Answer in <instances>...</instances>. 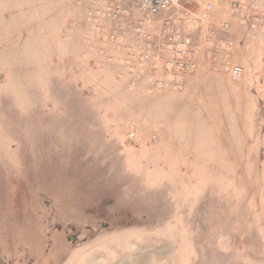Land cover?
Returning a JSON list of instances; mask_svg holds the SVG:
<instances>
[{"label":"rangeland","instance_id":"1","mask_svg":"<svg viewBox=\"0 0 264 264\" xmlns=\"http://www.w3.org/2000/svg\"><path fill=\"white\" fill-rule=\"evenodd\" d=\"M110 2L0 0L3 253L264 264V0L186 1L212 5L199 75L166 90L134 83Z\"/></svg>","mask_w":264,"mask_h":264},{"label":"built area","instance_id":"2","mask_svg":"<svg viewBox=\"0 0 264 264\" xmlns=\"http://www.w3.org/2000/svg\"><path fill=\"white\" fill-rule=\"evenodd\" d=\"M110 1L106 15L133 35L134 51L128 46L125 52L127 60L140 66L134 73V83L145 80L154 88L181 89L182 79L199 67L202 51L193 30L210 21L212 5L206 4L195 14L185 4L189 0ZM116 34L111 37L113 40H118ZM242 75L240 67H232L234 80Z\"/></svg>","mask_w":264,"mask_h":264},{"label":"flooded vegetation","instance_id":"3","mask_svg":"<svg viewBox=\"0 0 264 264\" xmlns=\"http://www.w3.org/2000/svg\"><path fill=\"white\" fill-rule=\"evenodd\" d=\"M69 228H71V227L69 226ZM71 230L72 231H75V229H71ZM78 237H79V233L74 234L72 236V242L73 243H76L77 240H78ZM0 242H2V241H0ZM1 248H2V246H1V243H0V264H19V263H21L18 259H16L17 255L19 253V251H17L18 249H16V251L15 250H13V251H6V253H3V251H2ZM48 253H47V256L49 257V254ZM5 254H6V256H5ZM34 254H35V250L30 249V248L24 253L23 258L25 260H27L26 261V264H35V260L32 258L34 256ZM26 257H29V258L26 259ZM41 260H37V261H39V263L36 262V264H46L47 262H48L47 264H52L51 259L48 260L46 258V256H45V258L42 261Z\"/></svg>","mask_w":264,"mask_h":264},{"label":"crops","instance_id":"4","mask_svg":"<svg viewBox=\"0 0 264 264\" xmlns=\"http://www.w3.org/2000/svg\"><path fill=\"white\" fill-rule=\"evenodd\" d=\"M199 75V71H198V73H196L194 76H188V77H185L186 78V80H185V82H191V81H194L195 79H196V77ZM184 80V79H183ZM183 84V83H182Z\"/></svg>","mask_w":264,"mask_h":264}]
</instances>
